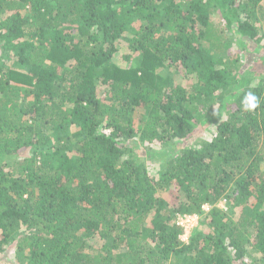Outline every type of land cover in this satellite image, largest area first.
Segmentation results:
<instances>
[{"label":"trees","instance_id":"1","mask_svg":"<svg viewBox=\"0 0 264 264\" xmlns=\"http://www.w3.org/2000/svg\"><path fill=\"white\" fill-rule=\"evenodd\" d=\"M259 22L264 0H0V255L264 264V77L232 48L261 45ZM208 119L211 140L178 151ZM140 146L164 148L160 177ZM224 197L183 241L176 216Z\"/></svg>","mask_w":264,"mask_h":264},{"label":"rangeland","instance_id":"2","mask_svg":"<svg viewBox=\"0 0 264 264\" xmlns=\"http://www.w3.org/2000/svg\"><path fill=\"white\" fill-rule=\"evenodd\" d=\"M214 21L216 22V26H218L219 24L217 23V20L214 19ZM259 25L262 27V33L261 35H264V23L263 22H259ZM139 27V25H138ZM232 35L228 34L226 35V43L228 42L229 38H231ZM263 44V45H262ZM246 50L241 49L238 45H233V49L236 52H240V59L241 62H243L244 65V70L246 71H250L249 73L254 74L256 78H260V77H264V41L261 43V45L258 44H254V43H250L248 41V44L246 45ZM215 46L211 47V53L212 55L215 53ZM241 56H243V58H241ZM226 58L223 59V61H225ZM115 60L117 62H122L120 55L117 56V58H115ZM220 61V58H219ZM218 66H221L220 64H218ZM222 68V67H221ZM174 69H171V73L174 76V82L176 85H180L182 86L185 90L187 91H193L195 89H197L199 87V85L201 84L199 78L195 75V76H188L187 73H181V74H177L173 72ZM168 73H163V76H167ZM170 75V74H169ZM254 79V81L256 83H258L257 79ZM210 126V120L208 119L206 122H203V125H200L197 129V133L195 134V136L190 137L188 139H186L185 141L182 142H178L177 145V149L178 151L182 152L184 150V148H195L198 145H200V142L202 140L205 141H210L212 138V131L208 130L207 128ZM164 148L162 147H155V149L153 150V157L151 155V157H149V153H145L147 151L146 148H144L143 146H140V148L138 149L137 153L139 154L140 160L143 162H147L149 164V166L152 169V172H158L157 175L160 173V171L163 169H165V165H169L167 163H164V156L165 155H161V152ZM169 155V154H168ZM166 166V167H167ZM162 171V172H163ZM161 172V173H162ZM160 175H158V177H160ZM167 201L170 200V198L168 196H165ZM225 212H230V202L228 200L227 205L224 207L223 209ZM240 208H237V214L240 212ZM235 211V213H236ZM203 218L201 220L200 226L198 227L199 229L203 230V231H207L208 230V226L205 225V213H202ZM192 234V233H191ZM191 236V235H190ZM91 245L95 246V247H99L100 245L97 242H90ZM187 244V243H186ZM0 264H17V261L15 259L14 253H13V247H9L8 249H6V252L2 255H0Z\"/></svg>","mask_w":264,"mask_h":264},{"label":"built area","instance_id":"3","mask_svg":"<svg viewBox=\"0 0 264 264\" xmlns=\"http://www.w3.org/2000/svg\"><path fill=\"white\" fill-rule=\"evenodd\" d=\"M227 203L228 200L226 198H222L215 206L205 204L202 207V210L204 213L208 214L215 207L224 209ZM200 220L201 214H180L177 216L176 224L182 229L181 239L183 241H188L191 233L199 226Z\"/></svg>","mask_w":264,"mask_h":264},{"label":"clouds","instance_id":"4","mask_svg":"<svg viewBox=\"0 0 264 264\" xmlns=\"http://www.w3.org/2000/svg\"><path fill=\"white\" fill-rule=\"evenodd\" d=\"M241 104H242V107H243V109L245 110V111H248V112H251V111H253V110H255V109H257L259 106H260V104H261V100H260V98L254 93V92H252V91H248V92H246L244 95H243V98H242V101H241ZM225 198V197H224ZM222 199V198H221ZM227 199V198H226ZM228 200V199H227ZM206 204H209V203H206ZM218 204V202L216 203V204H209V205H213V206H215V205H217ZM205 205V204H204ZM203 205V206H204ZM202 206V207H203ZM213 209H220V210H223V209H221V208H217V207H215V208H213ZM212 209V210H213ZM211 210V211H212ZM224 211V210H223ZM202 213H204L203 212V210H202V208H201V211H200V213H193V214H201V220H202V218H203V215H202ZM206 215L205 216H207L208 214L207 213H205ZM178 215H180V214H178ZM177 215V216H178ZM177 216H176V219H177ZM201 220H200V223H201ZM200 223H199V226H200ZM198 226V227H199ZM197 227V228H198ZM196 228V229H197ZM195 229V230H196ZM194 230V231H195Z\"/></svg>","mask_w":264,"mask_h":264}]
</instances>
